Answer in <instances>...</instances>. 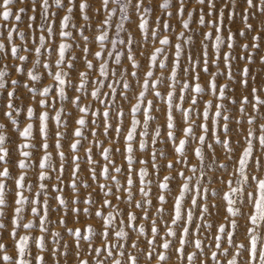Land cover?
<instances>
[{"label": "snow or ice", "instance_id": "6c2138e0", "mask_svg": "<svg viewBox=\"0 0 264 264\" xmlns=\"http://www.w3.org/2000/svg\"><path fill=\"white\" fill-rule=\"evenodd\" d=\"M25 2L26 0H0V19L5 22L0 24V97L3 98L0 112L23 139L15 148L20 157L15 165L20 173L14 176L8 167L12 163L8 147V126L0 123V264H47L43 255L46 252L50 256L58 254L65 259L74 256L78 264H90V259L94 260V264H139L138 256L126 251V241H131V248L144 252L149 261L155 258L156 264H168L173 254L178 261H187L188 264H209V261L221 264L218 256L230 257L226 264H264V235L260 233L264 228V178L255 174L264 170L261 156L264 153V85L251 88V99L243 94L237 99L227 94L230 84H217L218 77H226L228 81L235 80L232 61L236 57L231 51L223 54L225 70H221L219 65L222 46L226 43L229 50L236 46L231 33L227 38L222 35L225 10H228L229 18L237 15L236 0H221L220 7H217L218 0H195L200 6L198 10H189L186 0H176L175 3L173 0H163L158 5L165 10L163 15L167 17L186 16L181 20L184 29L190 28L194 12H198L200 25L215 29V34L212 31L203 33L199 59H194L190 51L185 52L184 44L192 43V37L185 40L184 31L179 32L178 42L173 44L170 36L165 34V30L171 28L167 19L161 21L157 18L150 24L148 17L153 9L145 6V0H100V6L94 9L89 0H54L57 9L65 10L58 31H54L50 23V0H30L32 14L28 16L30 31L27 37L18 26L8 23L10 20H22V14L27 9L13 6ZM243 5L244 12L239 14L245 27L238 31V35L246 37L249 32L257 31L249 22L250 16L247 13L264 15V0H243ZM37 6L40 23L32 30V22L37 20ZM170 8H175L176 12L173 13ZM130 9L138 14L135 32L143 33L139 40L132 30L127 31L125 37L119 36L120 32L125 31L124 22L131 19ZM77 10L84 24L74 22L73 14ZM90 10L97 15L103 14V19L96 27L98 35L93 33L91 39L86 34L87 28L92 27L87 23L92 19ZM117 11L120 13V20L116 24L117 38L110 39L108 29L112 26ZM36 32H39L38 36ZM16 37L24 43L17 44ZM80 38L82 43L77 42ZM251 39V45H239L248 52L247 56H240L239 59L246 60L249 64L255 56V51L249 49L261 50L260 41L264 40V36L256 34ZM96 41L99 42L100 50L92 53V58H89L88 54L92 52L90 45ZM29 42L33 45L32 48L28 47ZM149 42L153 46L152 50L148 53L146 62H142L135 49L137 46L144 47ZM208 42H211L214 49L211 64L215 65V71H210L209 68ZM170 47L171 59L166 54ZM75 48H80L83 70L76 69L75 62L78 58L74 51L66 57L69 50ZM21 49L27 54H22ZM30 55L34 57L31 60ZM182 57L187 64L185 67H182ZM12 58L16 61L14 68L6 62ZM122 58L126 64L122 63ZM259 59L264 63V56ZM109 60L112 61L111 65ZM41 68L46 71L53 84L37 86L36 82L43 78ZM74 70L75 80L72 76ZM201 72L209 76L207 88L199 82ZM11 73L19 75L21 79H13ZM181 73L190 75L191 79H185ZM249 75L247 66L240 70L239 85L244 90L248 88ZM251 79L255 80V77ZM21 87L27 90L28 99L42 108V111L37 113L31 103L21 109L17 103L21 99ZM54 88L57 89V94L53 93ZM69 90L73 91L71 97L68 95ZM205 94L214 97L215 102L213 99H204ZM85 96L92 103L85 104ZM149 96L164 102L163 125L152 123L157 120L154 113L160 109ZM65 100L78 109L76 117L65 112ZM226 102L235 105V114H230ZM58 103L60 107H57ZM246 105H250L255 114H250ZM49 109L55 110L51 119L56 127L54 147L59 158L58 167L54 165L49 151ZM22 110L26 111L29 121L34 117L39 121L38 133L42 137L39 146L33 142L34 124L28 122L21 127L16 118ZM176 110L182 114L179 121L175 115ZM90 112L91 119L88 116ZM210 115L211 127L207 123ZM233 119L235 129L230 126ZM125 121L128 122L127 126ZM70 122H74L75 126L68 134L71 137L68 143L71 156H66L62 141L66 138ZM85 129H88L92 139L85 134ZM234 131L239 137L237 140H233ZM101 135L105 140L99 138ZM121 137L123 149L110 146L118 144ZM84 141H87L86 146L82 143ZM106 143L109 146H105ZM236 144L242 149L239 154L235 152ZM158 145H164L165 150H161ZM216 145L226 152L225 162H219L218 171L222 170L220 174H213L209 178L205 161L209 162L208 166L219 161ZM93 147L98 150L102 160L94 158ZM81 150L88 166L87 180L81 177ZM35 151L43 153L38 160L33 159ZM137 151L144 153L145 158L137 156ZM189 152L196 163L189 159ZM116 153L123 157L122 164L114 159ZM162 166L169 174L161 178ZM32 167L37 171L35 191L32 183L26 182L25 170ZM68 168V187L73 193L71 199L64 196V189L61 187ZM181 168H186L190 174H186ZM121 172L123 183L117 175ZM172 172L175 175H171ZM52 173H55L54 177ZM225 176L228 178L225 179ZM101 177L103 182H100ZM206 178H209V184L216 182L227 190L210 188L204 183ZM53 180L51 191L56 194L52 199L61 212L56 225L63 226L64 234L49 227L52 221L47 182ZM88 180L95 182V188ZM153 180L156 181L155 193L152 188ZM176 180L181 181L177 186L178 194L173 193L170 187ZM9 181L13 185V196L11 217L6 221V209L9 206L6 189ZM81 187L93 188V191L81 198ZM25 191L32 193L31 198L25 195ZM100 192L103 196L97 201L95 196ZM188 193L192 195L188 197L189 203L186 206L185 197ZM214 197H219V201L212 202ZM113 198L125 203L124 211L120 209L119 203L113 204ZM170 199L172 215L169 221L165 218V212ZM81 204L84 206L80 207ZM132 209H139L140 215ZM221 211L224 222L214 226L208 217L219 215ZM26 212L33 219L24 222ZM69 215L73 224L79 223L81 216L98 218L99 227L93 224L69 227ZM194 220L203 223L196 225ZM241 220L247 225L244 233L247 244L236 242L234 238L242 226ZM36 228L39 230L38 236L20 235L18 232L20 229ZM137 228L140 236L147 234L150 237L147 240L150 251L138 248L135 241L140 237L132 236ZM4 232L13 241L11 247L15 250V256L10 254V246L2 242ZM67 236L71 237V243L66 239ZM172 238H175V242ZM30 239L41 254L33 255L29 250ZM206 240L207 247L213 250L209 259L203 260L201 257L205 254ZM188 245H192L194 250L189 251ZM85 251L90 259L81 257V252ZM54 264H60L59 258Z\"/></svg>", "mask_w": 264, "mask_h": 264}, {"label": "rangeland", "instance_id": "374dc122", "mask_svg": "<svg viewBox=\"0 0 264 264\" xmlns=\"http://www.w3.org/2000/svg\"><path fill=\"white\" fill-rule=\"evenodd\" d=\"M133 2H135V0H133ZM176 0H173V3H175ZM50 3L52 4V8L49 10L50 11V23L51 26L53 28L54 31H58L59 30V25H60V21L62 16L65 14V10L64 9H57L54 0H50ZM89 3L93 5V9L97 8L100 6V0H89ZM163 0H145V6L150 7L153 9L152 14L148 17L150 24H152L153 21H155L157 18H160L161 21L167 19L168 22L171 24V28L165 30V34H168L170 36V38L172 39L173 44L178 42L177 41V37L179 32L184 31L185 32V37L184 39L187 40V38L189 36L192 37V43H186L184 44V48H185V52H191V54L193 55L194 59H199L200 58V53H201V40L203 39V33L206 31H212L215 34V29L214 28H210L207 25H200L198 23V12H194L191 22H190V28L189 29H184L182 27V23L181 20L183 18H178L175 15L172 17H167L165 15H163L164 11L162 8H159L158 5L162 4ZM186 3L189 4V10L191 9H199V5L195 3V0H186ZM221 6V0H218L217 2V7ZM14 8H19V7H25L27 10L25 13L22 14V20L20 22H14L12 20H10L8 23L12 26H18L19 30L23 31L25 33V36L27 37L29 34V21H28V16L31 15V10H30V0H26L25 3L21 4V3H17L16 5L13 6ZM110 7H115V5H110ZM236 11H237V15H235L233 18H229V13L228 10H225V14H224V22H223V30H222V35L227 38V36L231 33L236 41V46L229 50L227 48V44L225 43L222 46L221 49V61H220V69L221 70H225L224 67V61H223V54L224 52L227 51H231L233 53V55L236 57V59H234L232 61L233 63V68L232 71L235 75V80L234 81H228L226 79V77H218L217 78V84L218 85H223L225 83L230 84V87L227 89V94L232 97H236L237 99H239V97L243 94V95H248L249 98L251 99V88L252 87H260L262 85H264V63H261L259 57L260 56H264V40L260 41L261 44V50H252L249 49V51H255V56H254V60L252 63H248L246 60H241L239 59L240 56H247L248 52L244 51L241 49V47L239 45L244 44V43H248L249 45H251L252 43V35H256L259 34L261 36H264V15H259L256 14L254 12H249L247 13L250 16L249 22L253 24V28L257 29L256 32H249L247 34L246 37L244 36H239L238 35V31L242 28L245 27V25L242 22L241 16L239 13L244 12V5H243V0H236V5H235ZM37 20L35 22H32V30H35V26L37 24L40 23V16H39V6H37ZM170 11H172L173 13L176 12L175 8H170ZM205 12H207V8H205ZM52 13H54V15H51ZM74 22L77 23L78 25L80 24H84L85 22L82 19V16L80 15L79 11H75L74 12ZM89 15L92 17V19L90 21H88L87 23L92 25V27H88L86 34L90 36V39L93 35V33L98 35V32H96V27L100 24L101 20L103 19V14H95L93 10L89 11ZM129 15L131 16V19L127 20L124 22L125 24V31L124 32H120L119 36L120 37H125L126 36V32L129 30H132L133 33L137 36V39L139 40V38L141 36H143V33H136L135 32V25L138 22V14H135L132 12V10H129ZM215 16V13L213 14V17ZM206 19H208V17L206 16ZM120 20V13L119 11H117V14L113 17V23L112 26L108 29L109 32V37L110 39H115L117 38V32H116V24L117 22H119ZM5 23L2 19H0V24ZM37 36L39 35V32L35 33ZM15 35V34H14ZM58 42V41H57ZM78 43H82V38H80L78 41ZM16 43L17 44H22L24 43V41L19 40V37H16ZM107 43V42H106ZM209 43V68L210 71H215V65L211 64V59L213 57V53H214V49L211 46V42ZM156 46H159L158 44ZM28 47L32 48L33 45L29 42L28 43ZM92 52H90L89 58H92V53H94L95 51L100 50L99 49V42L96 41L95 43H92L90 45ZM152 45L149 42L146 46L144 47H136V52H137V56L138 59H141L142 62H146V57L148 55V53L152 50ZM75 52V55L77 56V60H76V69L77 70H83L84 66H83V62L80 59L81 57V51L80 48H75L70 49L69 53L66 54V57L68 55H70L72 52ZM106 51V50H105ZM21 53L22 54H27V53H23V50L21 49ZM169 56V59L172 58V48L170 47L168 52L166 53ZM34 57H32L30 55V60L33 59ZM55 59V56H53V60ZM7 63H9V65L11 67H15L16 61L14 58L9 59L6 61ZM95 63V61H94ZM122 63H127L126 61L123 60L122 58ZM109 64H112V61L109 60ZM30 66V65H29ZM187 66V64L184 61V58L182 57V67ZM245 66H247L250 70V75H249V85L247 90H244L240 87L239 85V80H240V70L242 68H244ZM40 72L42 73V80L39 82H36L37 86L40 85H51L53 84V81L51 80V78H48L46 75V71L41 68ZM165 75H167V71H165ZM181 75L185 78V79H191L190 75H184L183 73H181ZM11 76L13 79H21V77L15 73H11ZM73 79L75 80L76 77V71L74 70L72 73ZM251 77H255V80H252ZM134 79V78H133ZM208 80H209V76L207 73H200V83L202 84V86H205V88H207V84H208ZM107 83V82H106ZM105 91H107V89H104ZM53 93L57 94V89L54 88L53 89ZM68 95L71 97L73 95V91L69 90L68 91ZM19 96L21 97V99H19L17 101V103L20 104L21 109H24L26 105H29L31 103V106L36 108V112L39 113L40 111H42L43 109L36 106V104L34 102H31L28 99V93L26 89H23L21 87L20 92H19ZM262 96H264V93H262ZM149 99H153L154 103H156L157 107L160 109V111L155 112L154 114L157 117L156 121H153L152 123H159L161 125H163L164 123V119H163V110H164V102L163 101H158L156 100V98L149 96ZM204 99H213L215 102V98L214 97H210L207 94L204 95ZM84 103L85 104H90L92 103L91 99L87 96H85L83 98ZM98 105V102H95ZM228 104V108L230 110V114H235V105H231L230 103L226 102ZM63 105L65 106V112L66 113H71V116L74 118L76 117V115L78 114V109H75V106L72 105L71 103H69V101L65 100L63 101ZM3 106V98L0 97V107ZM61 105L58 103L57 107H60ZM187 106V105H185ZM201 107H203V105H201ZM246 109L248 110V112L250 114H255L252 112L251 106L250 105H246ZM125 110L127 111V108H125ZM262 111H264V109H262ZM49 113H50V118L48 121V126H49V144H50V148L49 151L52 153V157H53V163L54 165H56L58 167L59 165V158L57 156V150L54 147V132L56 131V127H55V123L54 121L51 119V117L54 115L55 110L54 109H49ZM139 116V114H137ZM175 115L177 117V120L179 121L180 117H181V113L179 110H176ZM89 119L92 118L91 116V112L88 114ZM20 123H21V127L25 126L28 122H32L34 124V143L39 146V144L41 143V139L42 137L39 135L38 133V128H39V121L34 117L32 119V121H29L27 116H26V111H20L19 115L16 117ZM199 122V121H198ZM0 123H4L6 126H8V131L7 134L9 136V141H8V147L11 150V161L12 163H10L8 165V167L10 168V170L12 171L14 176H18L20 173V170L18 169V167H16L15 165V161H17L20 157H19V153L15 151L16 145L18 143H22L23 139L20 138L16 132V129L14 127L11 126L10 121L7 120V118H5L2 115V112H0ZM209 124V126H212V118L210 115L209 121L207 122ZM128 122L125 121V125L127 126ZM74 122H70L67 128V133H66V138L65 140L62 141V143L64 144V151L66 156H71V152L69 150L68 147V143L71 139L70 134L74 128ZM230 126H232L235 129V120L233 119L232 121H230ZM246 127V124H245ZM63 130V129H61ZM139 131V130H138ZM85 134L89 136V139H92L88 129H85ZM110 135H111V131H110ZM241 135H243V133H241ZM232 137L233 140H237L239 139L238 136L235 135V131L232 133ZM101 140H105V137H103L102 135L99 137ZM138 139H142L140 137H138ZM84 146L87 145V141L82 142ZM169 144L171 142H168ZM105 146H109L107 143L105 144ZM111 147L115 148L117 146L121 147V149H123V139L121 137V140L118 144H111ZM158 147L161 148V150H165L164 145H158ZM216 156L219 157V161L216 163L211 164V166L209 165V162L206 160L205 161V166H206V171L209 173V178L212 177L213 174L219 175L220 171L219 170V162H225L224 161V156L226 155V152L221 149V147L219 145H216ZM242 149L240 148L239 144L235 145V152L236 154H239V152ZM168 151H171V149H168ZM93 153H94V158L97 160H102V157H100L98 155V150L93 147ZM80 156H81V165H82V172H81V177L85 180L88 179V172H87V164L85 162V158H84V152L83 150L80 151ZM43 155V153L41 151H35L34 152V156L33 159L34 160H38L41 156ZM137 156H139L140 158H145L144 153H141L140 151H137L136 153ZM262 156V162H264V153L261 154ZM114 159L116 160V162L118 164H122L123 163V157L119 154L116 153L114 156ZM189 159L191 160L192 163H196V160L193 159L191 152H189ZM215 159V158H214ZM233 159H235V155L233 156ZM67 167V165H66ZM99 167V166H97ZM136 167L138 168L139 165H136ZM151 171V169H149ZM181 170L185 171L186 174H190L188 173V170L186 168H181ZM27 172V177H26V182H30L32 183L33 186V191L36 190L37 184V171L35 167L29 168L25 170ZM251 171V169H250ZM169 173L167 171L163 170V166H162V170L160 173L161 178L163 177V175H168ZM255 174L260 175L262 178H264V170H261L259 172H256ZM69 175H70V168H68V170L65 173V176L63 177L64 179V184L61 185V187H63L64 189V196L68 199H71L73 197V193L71 192V190L68 187V181H69ZM118 178L121 179V182L123 183V172H121L120 174H117ZM171 175H175V172H172ZM52 176H55V173H52ZM151 178V177H150ZM209 178H206L204 183L205 185H208L210 188H215L218 191L223 190L226 191L227 189L223 187V185L216 183V182H212L211 184H209ZM228 177L225 176V179H227ZM135 179V177H134ZM100 182H103V178L101 177ZM180 180H176L173 181L171 184V191L173 193H177L178 194V184L180 183ZM47 183H49V195H48V199L50 202V220L52 221L51 224H49L50 228H53L56 231H61L62 234H64V230H63V226H57L56 225V221H58V219L61 216V212L56 208V202L53 201L52 197L56 194L55 192L51 191V184L54 183L53 181H48ZM89 184L93 185V188H95V182L88 180ZM114 183V182H113ZM93 188H88L85 189L83 187H81L80 189V196L81 198H84L88 192L93 191ZM152 188H153V192L155 193L156 191V181L153 180V184H152ZM7 192V197L9 199V206L6 209V221L8 218L11 217V199L13 196V185L11 183V181H9V186L6 189ZM25 195H28L30 198L32 196V193L25 191ZM95 195V193H94ZM192 193H188L186 194L185 197V205L187 206L189 203L188 197L191 196ZM44 194L42 193L41 198L43 199ZM103 196V193L100 192L98 196H95V198L97 199V201H99L100 197ZM139 198V197H137ZM154 199V198H153ZM219 201V197H214L212 198V202H218ZM119 203V207L122 211L125 210V203L123 201L121 202H117L114 198H113V204H117ZM154 203H155V199H154ZM226 204V201L224 202ZM84 205L81 204L80 207H83ZM171 208H172V203H171V199L169 200V203L166 205V212H165V218L169 219L170 221V217L172 215L171 213ZM133 211H135L137 213V215H140V210L139 209H132ZM247 211V210H245ZM151 215V212H150ZM33 219V217L29 214V213H25V219L24 222H27L28 220ZM210 222L214 223V226H218L219 223L224 222L223 221V212L221 211V213L219 215H213L211 217H208ZM67 222H68V226L69 227H84L85 224H93L97 227H99V220L97 219H92L91 217H85V216H81V220L79 223L73 224L72 220H71V215H69V217H67ZM141 223H143V221H141ZM159 223V221H158ZM202 221L199 220H194V224L196 225H200L202 224ZM241 227L237 230L236 234H235V240L236 242H243L245 244H247V240L245 238V229L247 227V225L243 222V220H241ZM11 227V225H10ZM175 227V226H174ZM127 230V229H126ZM20 235H25L28 234L30 236H38L39 235V230L38 228L33 229V230H24V229H20L18 230ZM261 235H264V228H262L260 230ZM161 235H163V232H161ZM209 238H210V233L208 234ZM132 236L135 237H140V239L136 240L135 242L138 244V248L139 249H144L145 251H150L151 248L147 246V240L150 238L147 234H145L144 236H140V233L138 231V228L136 230H134L132 232ZM66 239L68 240L69 243H71V237L67 236ZM175 242V238H172ZM2 242L6 243L7 245L10 246V254L15 256V250L11 247L13 245V241L8 238L7 236V232L3 233V238H2ZM131 241H126L125 242V249L127 252L131 253L132 255H136L138 256L139 259V264H156V260L155 258L151 261H149L146 257V255L144 254V252L138 251L137 249H133L131 248L130 245ZM98 244V242H97ZM208 241L206 240V249H205V254L201 257V259L203 260H208L211 251L213 250L210 247H207ZM48 246L49 248L51 247V242L50 240L48 241ZM227 246V245H225ZM84 247L86 248L87 245L85 244ZM187 249L189 251L194 250L192 245H188ZM29 250L32 252L33 255H37V254H41L39 253V249L36 247V245L32 242V240L30 239L29 241ZM159 250V249H158ZM231 251V249H230ZM172 252V249H169V253ZM43 255L46 257L47 260V264H54L55 260L57 258H59L60 260V264H78V262L76 261L74 256H70L69 258L65 259L64 257H59L58 254L57 256H50L47 252L43 253ZM247 253H245V257H246ZM81 257L85 258V259H90V257H88L87 252H81ZM230 257H224V256H218V259L221 261V264H226V260L229 259ZM29 259H31V256L29 257ZM90 264H94V260L90 259ZM168 264H188L187 261H183L180 262L177 260L176 255H172L170 261L168 262ZM209 264H216V262L214 261H209Z\"/></svg>", "mask_w": 264, "mask_h": 264}]
</instances>
